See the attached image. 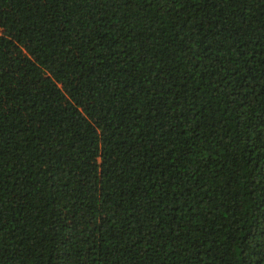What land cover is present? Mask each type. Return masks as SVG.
I'll use <instances>...</instances> for the list:
<instances>
[{"label":"trees","instance_id":"trees-1","mask_svg":"<svg viewBox=\"0 0 264 264\" xmlns=\"http://www.w3.org/2000/svg\"><path fill=\"white\" fill-rule=\"evenodd\" d=\"M262 259L264 3L0 0V264Z\"/></svg>","mask_w":264,"mask_h":264},{"label":"snow or ice","instance_id":"snow-or-ice-1","mask_svg":"<svg viewBox=\"0 0 264 264\" xmlns=\"http://www.w3.org/2000/svg\"><path fill=\"white\" fill-rule=\"evenodd\" d=\"M112 6L115 8L117 7L118 3H119V0H110ZM128 0H125V3H127ZM261 3H264V0H260ZM104 3L101 2V4L99 5V7H104ZM257 247H259V245H257ZM261 264H264V259L261 260Z\"/></svg>","mask_w":264,"mask_h":264}]
</instances>
